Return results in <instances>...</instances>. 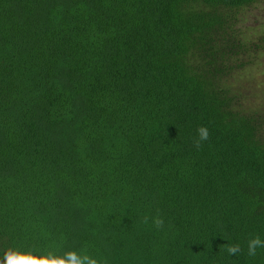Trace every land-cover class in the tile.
<instances>
[{"label":"trees","instance_id":"trees-1","mask_svg":"<svg viewBox=\"0 0 264 264\" xmlns=\"http://www.w3.org/2000/svg\"><path fill=\"white\" fill-rule=\"evenodd\" d=\"M258 1L0 0V261L264 264V112L230 83Z\"/></svg>","mask_w":264,"mask_h":264},{"label":"rangeland","instance_id":"rangeland-1","mask_svg":"<svg viewBox=\"0 0 264 264\" xmlns=\"http://www.w3.org/2000/svg\"><path fill=\"white\" fill-rule=\"evenodd\" d=\"M237 28L251 45H260L257 51H251L247 66L235 70L230 83L240 94L243 103L250 112H264V0H259L241 12Z\"/></svg>","mask_w":264,"mask_h":264},{"label":"clouds","instance_id":"clouds-1","mask_svg":"<svg viewBox=\"0 0 264 264\" xmlns=\"http://www.w3.org/2000/svg\"><path fill=\"white\" fill-rule=\"evenodd\" d=\"M197 138H194V146L199 149L202 141L209 138V132L206 126L197 128ZM156 228H162L164 221L159 216L151 218ZM149 217L143 218V223L147 224ZM257 247H264V241L256 236L248 241V255L255 256ZM226 251L229 255H236L240 251L239 245L227 244ZM0 264H99V261L89 256L86 252L78 254L76 250H69L62 254L55 251H46L37 254L33 250H22L20 247H7Z\"/></svg>","mask_w":264,"mask_h":264}]
</instances>
